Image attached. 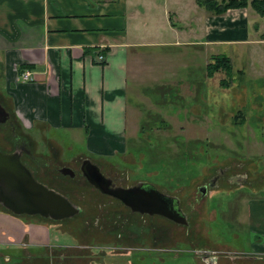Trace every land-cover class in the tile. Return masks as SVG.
<instances>
[{"label": "crops", "instance_id": "crops-1", "mask_svg": "<svg viewBox=\"0 0 264 264\" xmlns=\"http://www.w3.org/2000/svg\"><path fill=\"white\" fill-rule=\"evenodd\" d=\"M248 9L213 15L195 0H0V106L7 113L0 123L11 121L31 142L65 131L83 144L74 158L125 155L142 132L143 109L169 103L175 85L199 94L207 50L253 43L261 33L264 44V24ZM253 184L239 187L252 191L240 220L246 248L215 252L213 264H264V196L256 195L264 185ZM50 228L0 211V264H53Z\"/></svg>", "mask_w": 264, "mask_h": 264}, {"label": "rangeland", "instance_id": "rangeland-1", "mask_svg": "<svg viewBox=\"0 0 264 264\" xmlns=\"http://www.w3.org/2000/svg\"><path fill=\"white\" fill-rule=\"evenodd\" d=\"M248 13L253 12L248 9ZM252 19L264 24V17L256 13ZM261 34L253 43L223 44L206 51L207 63L211 55L220 53L230 58L228 87L220 85L227 77L224 70L200 78L196 97L175 85L169 103L159 101L155 109L142 110L136 127L142 132L127 143L125 155L98 161L89 157L119 186L147 182L177 198L186 217L184 224L134 212L94 190L85 179L62 176L56 168H79L86 159L74 158L83 151V144L69 141L67 132L50 134L61 141L63 152L54 138L41 135L31 142L18 131L39 160L34 164L37 179L68 194L80 207L77 215L60 220L18 214L51 226L53 264H213L215 252L246 248L247 228L240 220L252 191L239 187L248 180L256 188L264 185ZM11 132L0 129L1 152L13 150ZM4 210L0 204V211Z\"/></svg>", "mask_w": 264, "mask_h": 264}, {"label": "water", "instance_id": "water-1", "mask_svg": "<svg viewBox=\"0 0 264 264\" xmlns=\"http://www.w3.org/2000/svg\"><path fill=\"white\" fill-rule=\"evenodd\" d=\"M6 115L0 106V122L5 120ZM80 169L88 183L101 193L118 199L134 212L157 214L181 224L187 222L178 199L160 192L152 184L139 182L127 188L114 186L99 166L89 159L82 161ZM61 171L71 172V169L62 168ZM0 204L16 215H39L53 220L68 218L79 212L66 196L37 181L20 161L18 153L1 151Z\"/></svg>", "mask_w": 264, "mask_h": 264}, {"label": "trees", "instance_id": "trees-1", "mask_svg": "<svg viewBox=\"0 0 264 264\" xmlns=\"http://www.w3.org/2000/svg\"><path fill=\"white\" fill-rule=\"evenodd\" d=\"M197 5L204 8L208 13L221 15L228 9L250 8L256 14L264 17V0H195ZM23 68H21L22 71ZM218 70H224L227 77L221 80L222 87H228V79L232 75L230 58L223 53L211 55L210 61L206 65L207 76L211 77ZM13 136V133H11ZM39 181V180H38ZM10 212L8 209H6ZM12 213V212H10Z\"/></svg>", "mask_w": 264, "mask_h": 264}, {"label": "flooded vegetation", "instance_id": "flooded-vegetation-1", "mask_svg": "<svg viewBox=\"0 0 264 264\" xmlns=\"http://www.w3.org/2000/svg\"><path fill=\"white\" fill-rule=\"evenodd\" d=\"M9 122V124H7L6 125V123H8ZM11 121H6L5 123H0V129H3V130H5L6 131V129H10L11 131H12V133H13V136H11L10 137V143H12V146H13V150L12 151H6L7 153H18L19 154V158H20V161L23 163V164H25V165H27V167L32 171V174H33V176L37 179V177L35 176V170H34V164L35 163H37L36 162V160L37 161H39L38 159H37V157L35 156V155H33L31 152H29L27 149H26V147H25V145H24V143H23V141L20 139V137L16 134V133H14V128L11 126ZM5 152V151H4ZM82 163V162H81ZM80 167H81V164L79 165V168H74V167H69V166H64L63 168H68V169H71V172L69 171V172H62L61 170H60V168H56L57 169V171L62 175V176H64L65 178H67V179H69V180H74V179H85L86 180V178L83 176V174H82V172H81V169H80ZM100 168V170H101V172L106 176V174L103 172V170H102V167H99ZM107 177V176H106ZM38 180V179H37ZM87 181V180H86ZM39 182H41L40 180H39ZM43 183V182H42ZM112 183L114 184V186H119V185H117L116 184V182L114 181V180H112ZM44 184H46V183H44ZM48 185V184H47ZM49 186V185H48ZM93 186V185H92ZM91 186V187H92ZM94 187V186H93ZM92 187V188H93ZM94 190H96V191H99L97 188H93ZM65 196H67V198L70 200V202L73 204V205H75L76 207H78V209H79V211H80V207H79V205H78V203L75 201V200H73L68 194H64ZM114 198V197H113ZM114 199H116V198H114ZM118 200V199H117ZM119 201V200H118ZM121 202V201H120ZM122 203V202H121ZM123 204V203H122ZM77 215V214H76ZM73 216H75V215H73Z\"/></svg>", "mask_w": 264, "mask_h": 264}, {"label": "built area", "instance_id": "built-area-1", "mask_svg": "<svg viewBox=\"0 0 264 264\" xmlns=\"http://www.w3.org/2000/svg\"><path fill=\"white\" fill-rule=\"evenodd\" d=\"M97 59H98L99 62H103V61H104V55L101 54V53L98 54V55H97ZM23 78H24V79H29V78H31V72L28 71V70L24 71V73H23Z\"/></svg>", "mask_w": 264, "mask_h": 264}]
</instances>
